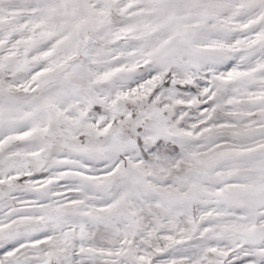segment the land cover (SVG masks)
<instances>
[{
	"label": "snow or ice",
	"instance_id": "snow-or-ice-1",
	"mask_svg": "<svg viewBox=\"0 0 264 264\" xmlns=\"http://www.w3.org/2000/svg\"><path fill=\"white\" fill-rule=\"evenodd\" d=\"M0 264H264V0H0Z\"/></svg>",
	"mask_w": 264,
	"mask_h": 264
}]
</instances>
